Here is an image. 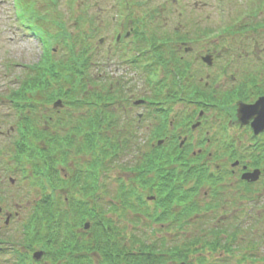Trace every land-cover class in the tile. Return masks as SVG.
I'll return each mask as SVG.
<instances>
[{
    "label": "trees",
    "instance_id": "16d2710c",
    "mask_svg": "<svg viewBox=\"0 0 264 264\" xmlns=\"http://www.w3.org/2000/svg\"><path fill=\"white\" fill-rule=\"evenodd\" d=\"M16 2L21 17L39 25L30 26V30L47 40L50 36L45 37V23H55L59 18H49V11L37 12L26 0ZM233 8L240 7L234 4ZM241 30L239 26L231 31ZM59 32L54 39L65 49L64 56L52 59L44 54L38 63L28 67L15 87L2 94L16 117L12 147L5 151L7 168L13 166L19 175L17 181L26 177L29 187L40 192V198L30 205L16 244L13 238L5 242L22 248L17 253L18 264L30 261V252L35 249H42V260L50 264H93L88 256L93 250L100 255L98 264L162 263L165 259L152 246L125 232L119 237L113 221L127 209L151 218L157 225L171 224L179 229L187 225L188 218L201 207L192 200L196 188L181 187L185 178L179 169H184L186 159L178 147L169 153L164 149L145 153L133 164L120 167L132 176L128 177L129 183L115 178L116 190L110 192L103 180L111 181L109 172L114 161L130 150L132 141L136 142L130 137L131 119L109 108L117 96L113 89L109 91L102 85L97 71H90L86 37L79 34L69 42L61 41ZM58 98L64 108L49 114L53 116L45 123L49 128L40 129L38 118L49 115H42L39 105H49ZM78 158L80 163L74 161ZM71 160L75 169L66 179L60 178L56 166L67 167ZM192 169L183 172L194 174ZM56 190L63 191V198ZM150 194L155 196L151 212L144 200ZM84 221H89L91 227L78 235L75 229ZM234 237L230 235L228 242L233 243ZM123 239L138 246L128 247ZM220 239L216 235H194L182 247L165 253L172 252L176 261H189L190 253L196 254L201 248L216 250ZM198 260L205 264L203 256L199 255Z\"/></svg>",
    "mask_w": 264,
    "mask_h": 264
},
{
    "label": "flooded vegetation",
    "instance_id": "af4514ba",
    "mask_svg": "<svg viewBox=\"0 0 264 264\" xmlns=\"http://www.w3.org/2000/svg\"><path fill=\"white\" fill-rule=\"evenodd\" d=\"M183 17L142 22L144 35L134 18L112 21L116 29L98 38L100 75L107 67L120 96L135 91L144 100L120 102L131 116L130 137L146 146L138 157L181 149V187L196 188L192 200L209 206L205 219L264 220V8H244L240 38L218 37L214 25ZM138 71L139 89L126 76ZM50 118H39L41 129ZM191 168L194 174L183 172Z\"/></svg>",
    "mask_w": 264,
    "mask_h": 264
},
{
    "label": "rangeland",
    "instance_id": "374dc122",
    "mask_svg": "<svg viewBox=\"0 0 264 264\" xmlns=\"http://www.w3.org/2000/svg\"><path fill=\"white\" fill-rule=\"evenodd\" d=\"M223 1L225 3L227 2V0ZM229 1L230 3H228V7L224 8V11L229 15L230 18L234 17V14L238 12V10H241V8H250V5L252 6L253 4L251 2L250 5H248L250 0ZM194 2L197 3L196 7L193 6ZM220 2L221 0H150L148 6L155 7L158 6L159 3H163V6L166 8H188L190 9V15L197 23L200 22L204 26H215L220 24L222 15L223 17L225 16V14L219 15V11L221 9ZM201 3L205 5H200ZM234 4H240L241 8H233ZM35 5L39 12L47 9L44 7L52 6L50 8L52 12H50L51 16L49 18H58L57 16H60L59 19L61 21H65L66 29L70 33H73V35H79L80 32H82L84 36H87L93 27L96 28L97 30L95 29V32L98 34L96 40L97 42L98 38L103 36L104 33H108L109 30L113 31L112 29L114 28V25H112L111 20L113 14L117 12V8L122 7V10L125 9L123 8L124 5H122L119 0H36ZM83 5L84 7L88 8H82ZM166 10L167 9H165V11ZM17 11L18 9L14 6V0H0V151L4 152V154L5 151H8L12 147L11 141L14 139V136L12 133L7 135L6 131L13 127L16 117L13 114V109L11 108L10 104L2 94L7 92L9 88L15 87L18 84L19 80L28 71V67L40 60L43 50L40 40L28 28H25L27 26L22 24L25 21L18 16ZM138 15L139 11L135 12L134 16L137 17ZM167 16L169 17L166 19V21H175L177 19L179 21H186L184 19L185 16L183 18H177L175 14V17H171L170 13H168ZM186 17L190 16L187 15ZM156 18L159 20L163 19L161 17ZM89 19L91 21H89ZM238 21H240V19ZM228 36L235 37L236 35L233 36L230 34ZM54 41L55 40H53V42ZM96 41L93 43H96ZM229 44L231 45V43ZM232 45L234 44L232 43ZM51 46L54 45L52 44ZM205 47L208 48L210 45ZM56 50L57 49H55V51ZM91 52L92 55L95 54L94 62L99 66V68H101L102 60L100 59L99 55H96V51L93 50V48ZM52 53L54 52H51L50 55ZM63 56V52L57 51V53L54 55V58L58 59L62 58ZM115 64L116 61L114 60L111 61L109 66L114 68ZM106 73L108 76H112L107 67ZM120 73L121 71L117 72L118 75ZM126 76L128 78H132L134 83L132 88L137 86V89H139L141 84L140 82L142 81L140 76L143 75H141V73L138 71L136 75ZM138 94L140 95L139 92ZM133 97H135V95H133ZM39 106H41V104ZM134 110L140 112L142 107H134V109H132L133 114L135 112ZM38 125L39 127H42L44 126V123L41 122ZM142 141L143 139H139L137 144H131L130 150L122 158L114 161V165L109 172L111 181L103 180V184L109 188L110 192L114 193L116 190L117 182L115 178L121 177L125 182L129 183L130 180L128 177L132 175L126 170L122 171L120 167L129 165L134 161L135 156L146 148ZM74 161H78V163L81 162L80 158L75 159ZM1 162L2 164L9 163L8 160L6 161L4 155H0V163ZM10 165H13V163ZM4 168L5 167L0 166V180L2 184L6 186V184H8L7 176L3 177L2 174L11 177L16 176L13 172H3ZM8 169L11 170V168ZM74 169L75 165L73 164V160H71L67 163L66 172L63 171L62 173L64 174L65 172V177H69ZM7 187L10 189L4 195H1L2 200L0 201V206L3 208V214L4 212H17V215L12 217L7 225L4 224L5 216L2 215L0 217V238L4 240L13 238V243L16 244V241L20 236L22 221L26 219L31 203L33 204L34 201L38 200L40 192L31 189L26 181L21 180H19V182L16 184L7 185ZM146 196L144 198H146ZM197 198L200 199L199 197ZM105 199L108 198L105 197ZM149 204H151V202ZM119 214L120 215L118 216V219L115 218L116 220L113 221V226L119 233V237L120 235L124 234L123 232H125L127 235H136L135 237L140 242L144 243L145 245L152 246L156 251L162 252L157 253L159 254L158 256L160 258L165 259V261L162 263L177 264L178 261L173 258V253L165 252H167L170 248L174 249L182 247L184 242L191 238L194 234H206L211 237L208 232H211L209 230H211L212 226H222L226 230L223 232V235H220L221 244L226 243L227 235H231V233L234 234L235 232V241L231 246L233 248L242 246L243 248L241 253L236 250H232V252L229 254L223 251L210 253L209 250L205 249L199 253L200 256L206 257V260H202L203 263L239 264L236 261L243 255L246 257L244 259L246 261L241 264H252L250 262L251 260L249 256H264V220H209L205 219L206 215H203L205 213H202V216L192 214L190 216L189 223L183 226L182 229H179L171 224L164 226L155 225L153 224L151 218L143 217L139 212L134 213L126 209L124 212H119ZM214 215H216V213ZM204 220L208 221L204 222ZM90 227L91 223L89 222L88 228L83 229V232L86 233ZM80 229H82V227L75 229V231ZM83 232L77 233L81 234ZM123 241L125 242V239H123ZM132 244L135 247L138 246L132 243L130 240L125 242V245L128 247ZM0 247H3V249H0V264H17V253L22 252V248L18 247L17 245L9 246L6 243L1 244ZM203 249L204 248H201V250ZM95 251L93 250V252L89 253L88 256L92 258L91 260L93 261V264H98L101 259L99 253ZM198 256L199 255L190 253L189 261H191L193 264H198L196 263L200 262V260L197 259Z\"/></svg>",
    "mask_w": 264,
    "mask_h": 264
},
{
    "label": "water",
    "instance_id": "95a60500",
    "mask_svg": "<svg viewBox=\"0 0 264 264\" xmlns=\"http://www.w3.org/2000/svg\"><path fill=\"white\" fill-rule=\"evenodd\" d=\"M53 105H54V106H56V105H61L60 100H57L56 102H54ZM11 181H12V180H11ZM0 211H1V208H0ZM8 219H9V216L6 217L5 222H7ZM87 227H88V223H85V224H84V228H87ZM41 255H42V251H35V252L32 253V257H33V259H36V260L39 259V258L41 257ZM180 264H185V263L181 262Z\"/></svg>",
    "mask_w": 264,
    "mask_h": 264
}]
</instances>
